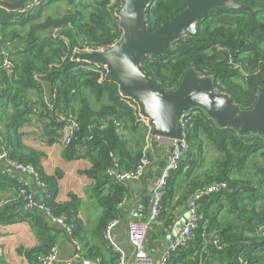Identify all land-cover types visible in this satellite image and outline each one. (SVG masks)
<instances>
[{
	"label": "trees",
	"instance_id": "16d2710c",
	"mask_svg": "<svg viewBox=\"0 0 264 264\" xmlns=\"http://www.w3.org/2000/svg\"><path fill=\"white\" fill-rule=\"evenodd\" d=\"M15 1L0 0V46L12 42L8 51L15 64L12 74L0 71V149L3 144L11 159L36 168L52 194L50 207L72 220L75 228L68 236L81 242L75 215L77 196L69 193L68 201L55 203L59 171L44 173L40 153L23 145L17 130L39 109L38 116L50 119L47 135L52 143L66 116L77 118V136L64 151L67 157L90 162L81 173L91 181L85 192L101 208L96 233L102 235L106 223L121 216L120 202L130 191L128 181H116L107 169L114 161L125 169L133 168L142 155L147 130L121 98L118 82L109 73L102 79L93 65L73 54L84 48L103 50L121 34L114 15L121 0H36L22 12L3 6ZM235 1L247 8L210 10L197 22L195 36L172 40L164 54L144 55L142 71L170 92L192 69L198 77L210 78L214 91L228 95L240 109L252 108L264 92V0ZM61 2L68 6L67 13L45 12ZM185 6L186 0H150L144 10L146 30L153 31ZM41 82L50 86L48 96L42 97ZM31 92H36L37 101L30 100ZM201 109L186 123L188 150L166 180L152 229L162 234L170 231L178 221V209H185L194 192L224 181L226 188L201 199L198 227L188 245L177 250L167 264H240L239 258L246 264H262L264 236L256 228L264 223V131L239 134L229 126L219 127ZM208 148L213 154H208ZM20 186V178L0 166V224L23 220L30 224L42 241L32 248L18 247L17 252L28 264H37V257L54 242L41 237L46 224L36 210L23 208ZM9 189L15 190L14 197L3 199L2 192ZM202 231L208 236L216 234L221 247L209 238L204 241ZM102 241L108 249L103 237ZM111 252L116 264V254ZM98 254L99 250L87 256L98 258ZM0 264H4L1 258Z\"/></svg>",
	"mask_w": 264,
	"mask_h": 264
},
{
	"label": "water",
	"instance_id": "95a60500",
	"mask_svg": "<svg viewBox=\"0 0 264 264\" xmlns=\"http://www.w3.org/2000/svg\"><path fill=\"white\" fill-rule=\"evenodd\" d=\"M16 0L3 6L9 11H18L29 0ZM150 0H121L116 10L123 30V42L104 51H74L73 57L89 64H105L109 75L118 82L123 93L133 96L142 107V113L153 125L154 135L177 139L182 137L180 114L194 106L204 109L219 127L229 126L239 134L264 131V92H261L248 110L240 109L228 95L216 92L208 77H198L188 69L177 88L170 92L162 90L140 67L144 55L164 54L172 40L189 34L196 35V24L210 10L247 8L235 0H186L185 8L153 31L145 28L144 10ZM171 148L168 147V155ZM166 157V160L168 158ZM166 161L157 162L155 176H159ZM151 186L149 187V190ZM145 200H150V195ZM186 215V214H185ZM180 222L171 229L177 234ZM171 240L167 242L170 243Z\"/></svg>",
	"mask_w": 264,
	"mask_h": 264
},
{
	"label": "built area",
	"instance_id": "2783aa9c",
	"mask_svg": "<svg viewBox=\"0 0 264 264\" xmlns=\"http://www.w3.org/2000/svg\"><path fill=\"white\" fill-rule=\"evenodd\" d=\"M36 0L27 1L23 7L18 10L20 12L28 10L34 4ZM2 7V6H1ZM6 9V8H5ZM7 10V9H6ZM117 10V9H116ZM115 10V16L117 23L121 30V34L115 38L107 48L98 47L93 50L92 48H84L82 50H90L100 52L107 50L114 44H121L123 42V30L120 26V18L117 16ZM12 45L11 41H8L0 46V71L7 74H12L15 71V64L12 61L14 56L10 55L8 48ZM94 70L98 71L101 78H105L109 73V68L105 64H93ZM1 87V84H0ZM119 94L121 98L133 109L137 120L146 127V143L143 148L142 155L133 168L125 169L120 167L119 164L114 161L112 165L107 169V173L111 175L116 181L126 182L129 180L137 179L141 176L152 164L153 159L150 155L152 147V140L167 142L171 148L165 165L162 167L159 177L151 185L150 191V211L149 215L143 220L130 221L126 226V235L129 244L132 247V252L128 255L126 251L118 244L113 235L114 227L120 222L119 217L109 220L103 228L102 235L105 246L116 254V264H167L171 256L179 249L186 247L190 238L193 236L194 230L198 227L200 221V207L201 199L212 192H217L227 187L226 182L217 181L200 190L194 192L185 206V217L179 222V228L177 234L167 244L163 252L160 254L157 260H153L150 252L146 249L145 240L152 229L154 222L159 215L160 202L163 195V189L166 184V180L170 175V172L176 169L180 160L186 154L188 150V144L186 141L185 128L188 119L196 113L197 110H202L199 106H194L183 111L179 116V123L182 128V137L177 139L166 138L152 133L153 125L148 117L143 115L141 104L131 95L123 93L119 86ZM49 110H52L51 104L47 105ZM207 115V114H206ZM208 116V115H207ZM209 117V116H208ZM210 118V117H209ZM213 120V119H212ZM80 128L79 121L72 115L66 116V121L58 130L57 135L54 137L53 143L68 146L77 136V131ZM1 144L0 149V166L2 171L14 173H20L23 175L20 178L21 186L19 195L23 199V208L26 210L38 209L42 211L48 220L61 226L63 231L67 235H71L74 231L75 225L72 220L65 214H56L50 207V200L52 194L48 188L47 183L41 178L40 173L30 163H22L17 160H13L9 157L7 150ZM35 188L34 190L32 188ZM177 221H175L176 223ZM174 223V224H175ZM174 224L171 226L173 228ZM256 233L264 236V223L256 228ZM201 238L204 241L212 242L216 247L220 248L221 243L218 241L216 234L208 236L206 232H201ZM208 238L210 240H208ZM77 245V249L70 260H67L64 264H72L73 261L80 258V247L77 240H74ZM58 251L55 244L43 254L37 257V264H57ZM240 264H246V261L239 258ZM102 264L99 258L90 260L87 258L81 259L80 264ZM264 264V257L263 263Z\"/></svg>",
	"mask_w": 264,
	"mask_h": 264
},
{
	"label": "crops",
	"instance_id": "0c3cea01",
	"mask_svg": "<svg viewBox=\"0 0 264 264\" xmlns=\"http://www.w3.org/2000/svg\"><path fill=\"white\" fill-rule=\"evenodd\" d=\"M41 83L42 97L48 96L51 91L50 86L48 83ZM29 96L30 100H38L36 92H31ZM38 112L39 109L36 110V114H32L28 122L24 123L21 128H18L17 132L20 133L23 145L35 149L40 153V164L44 173L56 175V171H59L54 194L55 203L68 201L69 193L77 196L78 202L75 215L79 222V224H76L77 229L79 228L80 230L79 236L82 241L70 238L64 233L60 225L51 222L42 211L36 209V214L42 217L46 224V229L43 231L41 237L49 238L57 246V264H64L72 258L77 249L74 240H77L79 243L81 256L76 261H73L72 264H80V260L84 258L94 260L96 257L90 258L87 255H93L97 250L100 251L97 257L102 264H115L111 250L106 249L103 245V235L96 233V225L101 208L97 201L84 190L85 186L90 184L91 181L81 173V170L88 168L90 162L85 158L73 155L67 157L64 146L53 142L50 143L47 135V124H49L50 119L49 117L38 116ZM168 147L169 145L165 140H152L150 155L153 159V164L137 179L128 181L130 191L120 202L119 208H121L122 213L119 217L120 222L113 229V235L128 255L132 252V247L126 235L127 223L143 220L149 215L150 200H145V198L150 195L149 187L159 177L155 176L157 162L160 159L166 161ZM14 176L17 178L23 177L20 173H14ZM32 189L34 190L35 188L33 187ZM14 195V189L2 192V198L6 200L13 198ZM180 210L178 209L177 211L178 221H181L185 217V209ZM173 237L171 230L162 234L151 229L145 240V246L153 260L159 258L167 246V242ZM41 241L42 239L34 235L27 221L0 224V258L4 264H28L25 257L17 252V248H32L37 246Z\"/></svg>",
	"mask_w": 264,
	"mask_h": 264
},
{
	"label": "rangeland",
	"instance_id": "374dc122",
	"mask_svg": "<svg viewBox=\"0 0 264 264\" xmlns=\"http://www.w3.org/2000/svg\"><path fill=\"white\" fill-rule=\"evenodd\" d=\"M20 2H22V0ZM51 7H49L45 12L46 13L48 12L47 14H50V15H53L55 13V16L56 15L62 16L64 13H67V10H68V6L62 2L57 4V6H53L52 8ZM208 154H213L212 148H208Z\"/></svg>",
	"mask_w": 264,
	"mask_h": 264
}]
</instances>
